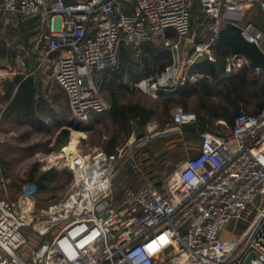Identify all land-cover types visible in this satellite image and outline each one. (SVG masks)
Segmentation results:
<instances>
[{
	"label": "built area",
	"instance_id": "1",
	"mask_svg": "<svg viewBox=\"0 0 264 264\" xmlns=\"http://www.w3.org/2000/svg\"><path fill=\"white\" fill-rule=\"evenodd\" d=\"M191 1L0 0V14L38 18L46 55L57 54L49 77L66 92L73 118L84 123L90 112L109 109L101 81L118 66L122 47L139 52L142 43L172 31L174 39L163 40L173 54L163 80L146 77L135 83L154 94L175 72L180 41L193 47L186 59L189 65L199 56L214 60L211 45L224 22L242 20L252 2L264 13V0H199L211 35L198 43L191 32ZM240 28L243 37L264 52V31L250 21ZM37 59L39 64L47 62L45 56ZM245 63L243 55H226L224 71L232 73ZM196 118L177 105L162 129L150 123L143 136L136 139L132 134L127 144L181 133L182 126ZM200 137L196 154L160 186H125L120 199L114 196L113 175L122 149L83 153L77 148L67 154L63 147L60 160L51 162L47 156L52 150L38 152L39 161L50 163L48 168H70L68 191L40 209L33 182L25 183L14 200L0 199V264H264V107L254 114L241 111L232 128L217 126ZM240 219L249 220L246 228L221 238L227 225ZM30 225L50 239L32 248L26 259L20 252L27 244L22 228Z\"/></svg>",
	"mask_w": 264,
	"mask_h": 264
},
{
	"label": "rangeland",
	"instance_id": "2",
	"mask_svg": "<svg viewBox=\"0 0 264 264\" xmlns=\"http://www.w3.org/2000/svg\"><path fill=\"white\" fill-rule=\"evenodd\" d=\"M65 1L73 2L75 0ZM197 15L196 11L193 14L191 13V31L197 23ZM29 17L32 16L10 13L0 15V44L10 47L7 60L0 59V78L6 76L7 72L4 70L11 71L9 67L16 71L24 69L25 73L31 70L39 71L40 76H37L39 78L35 80L38 95L42 96L49 106L51 105L50 109L53 113L51 114L52 117H44L49 124V132L38 131L28 124L18 123L10 118H2L1 111L4 108V103L0 101V199L14 200L23 185L32 182L27 180V177L33 165H36V174L55 169L58 176L57 180L49 183L46 191L36 193V207L40 209L61 199L66 194L72 176L69 180L67 179L68 173H71L68 166L60 169L54 166L48 168L50 163L39 161L36 154L50 150L60 153L61 148L70 146L74 133L81 134L77 144V148L81 152L90 153L95 148L104 149V143L112 130V124H98L91 130H82L78 126L68 125L61 121V116L62 120L68 119V114L64 99L58 98L55 100L58 89L49 77L54 68V61L39 64L33 58L32 61H28L29 63L26 66L22 65L24 58L26 60L31 59L27 58L28 55L25 56L24 53V57H22L19 52L21 48L18 47V44L22 42V35L15 30V25L17 23L22 24V19ZM253 18L260 19L259 13H255ZM237 23L243 26L246 21L242 19ZM32 37L35 41H39V39L44 41L42 29L37 28L36 35L34 34ZM41 78L45 82H41ZM74 120L75 124L82 125H87L89 122V118L84 123ZM145 132L146 128L140 136L136 135V139L143 136ZM199 143V134L185 132L183 129L178 134L155 135L149 140L140 141L137 145H129L126 139H120L117 148L113 151L115 153L122 149L114 167L113 187L115 198L120 199V194L125 186L137 188L147 183L160 186L185 159L196 154ZM131 159H133V162H131ZM132 163H135L136 167L133 168ZM248 222L249 220L243 219L231 221L226 230L223 231L221 238L235 236L246 228ZM22 233L27 239V244L20 252L26 259H28L32 248L34 249L40 243L50 239V234H38L33 225L24 226Z\"/></svg>",
	"mask_w": 264,
	"mask_h": 264
},
{
	"label": "crops",
	"instance_id": "3",
	"mask_svg": "<svg viewBox=\"0 0 264 264\" xmlns=\"http://www.w3.org/2000/svg\"><path fill=\"white\" fill-rule=\"evenodd\" d=\"M71 2V1H66ZM257 3V2H256ZM261 10V9H260ZM255 13H259V8L252 2L245 7V12L243 15V19L246 22L250 21L256 28L264 31V13L261 11L263 19H255L253 16ZM2 15V14H0ZM248 18H245V16ZM197 23L194 25L192 29V33L195 36V41L200 43L208 40L211 35V32L208 28L210 24V20L203 17L202 12L199 11L196 16ZM22 24L17 23L15 26V30L22 35V42L18 44V47L21 48L19 51L23 56L28 55L27 58L31 60H26L25 58L22 61V65L26 66L29 62L32 61L33 58L38 61L37 57L39 55L45 56L47 62L50 63L54 61L57 57L55 52H51L46 55L47 43L46 40L39 41L33 40L32 35H36L37 28H41L38 22V18L35 16L22 19ZM226 22H224L220 29L222 30ZM233 24V23H231ZM240 29L241 28L238 23L233 24ZM42 29V28H41ZM40 30V29H39ZM31 34V35H30ZM243 37V35L241 34ZM165 37H169L174 39V35L172 31L168 30L162 35H158L152 41H146L142 43L140 46V51L137 52L135 48L132 47H122L119 53V64L121 73L120 80L116 79L115 81L110 80V76L108 74L104 75L101 81V90L103 96L109 101L111 106V95L113 92L116 100V104H126V103H134L138 100L141 104H143L146 108L152 107L154 102L159 103L165 99H171L170 108H169V120L171 119V113L175 106L181 105L186 110L192 111L196 113V121L198 123H205L202 129L198 130L200 133L204 130H212L215 127H221L222 129L228 130L232 128L234 124V120L238 114L234 116L226 117L225 114L220 113V115H215L210 113L208 108L211 104L222 103L225 104L223 97L216 95L214 93H210L207 91V85L214 86L215 84L218 86L213 87V90L216 91L217 88L222 87L223 90H226L229 83V77L237 76L238 87L241 90V94L237 97L236 109L238 111H245L248 113H257L263 106L262 97H258L257 95L252 96L251 93H248L247 90H258L264 85V65L263 64H253V60L244 52H239L237 48H240V44L237 42L234 46L226 43L227 34L224 32L220 38L217 37L216 41L211 45V51L214 56V60H209L205 56H199L194 63L188 64L186 61L190 52H192L193 47L188 45L185 40L180 41L179 43V61L176 64L177 67L175 72H170V77L167 80V83L164 85H158L155 93H148L140 89L135 85L137 81L146 77H153L152 81H162L163 80V72L172 65L173 63V54L171 50L164 45L163 40ZM244 38V37H243ZM245 39V38H244ZM41 40V41H40ZM248 43L254 44L245 39ZM255 45V44H254ZM246 46V45H245ZM243 46V47H245ZM256 46V45H255ZM257 47V46H256ZM6 53L4 56H0V59L7 60L8 50L10 47L5 46ZM24 49V50H23ZM264 49V43H263ZM258 52L261 57L257 55L254 56L256 61L264 62V52L257 47ZM169 53V57L163 56L162 53ZM257 52V51H256ZM240 54L246 57L247 63H245L241 68L237 69L232 73H226L223 71L214 78L212 74L207 71V64L213 63L219 57H225L229 54ZM258 53V55H259ZM256 67H260V70L257 71ZM6 71V76L2 79L0 78V94H3V81L5 79H11L17 73H23L25 75H32L36 80L37 76H40L39 71L24 72L22 70H12ZM247 70V74L245 75L244 71ZM174 72V73H173ZM248 81L253 83H248ZM41 82H45L43 78H41ZM206 91H205V89ZM242 93H245L242 96ZM114 98V99H115ZM118 98V99H117ZM110 108V107H109ZM239 112V113H240ZM131 123H135V119L132 118L130 120ZM166 122V123H168ZM150 123H155L157 125L156 129H162L163 127L160 125L159 121L153 117L150 121L147 122L146 125ZM165 123V124H166ZM99 124V123H98ZM97 124V125H98ZM144 132V129H143ZM136 137V128L133 126V130L126 136L120 135L118 140L120 139H128L131 135ZM83 136V135H82ZM83 138V137H82ZM117 148V147H116ZM115 148V149H116ZM199 148V146H198ZM197 148V150H198ZM113 153V152H111Z\"/></svg>",
	"mask_w": 264,
	"mask_h": 264
},
{
	"label": "trees",
	"instance_id": "4",
	"mask_svg": "<svg viewBox=\"0 0 264 264\" xmlns=\"http://www.w3.org/2000/svg\"><path fill=\"white\" fill-rule=\"evenodd\" d=\"M255 4L259 8L260 19H263L259 4L256 2ZM194 11H196L197 13H199V11L201 12L199 0L191 1L190 12L193 14ZM245 18H248V16L246 15ZM224 32H226L227 34V44L232 45L234 46V48H236L235 45L238 42L240 44V48H237L239 52H244L249 57H251V59L253 60V64L260 63L264 65L263 61H256L254 59L255 55L260 58L263 57H261L260 53L257 50V47L254 44L245 41V39L241 36L240 29L238 27L226 22L223 29L219 30L218 37L220 38V36ZM5 53V45L0 44V56H4ZM162 55L166 57L170 56L167 52H163ZM206 66L207 71L215 78L223 71L224 58L219 57L215 62L208 63ZM120 73L121 69L120 65H118L113 71H109L107 74L110 76L111 81H115L116 79L120 80ZM244 73L246 75L248 73L247 70H245ZM228 79L229 83L227 84L228 87L226 90H223V88L220 87L215 91L213 90V87H217L218 84H215L214 86L207 85L208 92H212L223 97V100L225 101V104H211L208 110L212 114L220 115V113H222L225 114L226 117H230L234 116L235 114H239L240 112L236 109L235 103L237 97H239V95L241 94V90H239L238 87L239 83L237 81V76L229 77ZM248 83L253 82L248 81ZM54 84L58 89L57 94L55 95V100H57L58 98L64 99V104L66 106L68 114V119L65 118L62 120L61 116L62 122L68 125L78 126L79 128H82V130H91L98 123L103 125L112 124V130L104 143V150L107 153H111L115 150L119 142V136H127L133 130V126L136 128V131H138V133H136L137 136H140V134H142L143 132V129L146 127L147 122L153 119V117H155L159 121L162 127L169 120V108L171 99H165L159 103L154 102L152 104V107L149 108H146L138 100H136V102L134 103H123L121 105H118V103L116 104L115 102V95L112 94L113 92H111V106L108 110L104 112H90L89 122L87 123V125H82L79 123L75 124V120L71 115L66 92L60 87L58 83L54 82ZM247 92L251 93L252 96L257 95L260 98L262 97L261 101L264 106V85L257 91L247 90ZM244 94L245 93H242V96ZM0 101L4 103V108L1 111L2 118H10L18 123L28 124L38 131L49 132V124L45 121L44 117H52L51 114L53 113V111L50 109L51 105L49 106L45 99H43L42 96L38 95L37 84L32 75L17 73L11 79H5L3 81V94H0ZM132 118L135 119L134 124L130 122ZM204 125L205 123L193 122L183 125L182 129L185 132L197 133L200 135V132L198 130L202 129ZM36 171V165H33L31 170L29 171L27 180L32 181L36 184L37 192L46 191L48 189V184L56 181L58 178L55 169H49L39 174H36ZM71 176L72 173H68L67 179L69 180Z\"/></svg>",
	"mask_w": 264,
	"mask_h": 264
},
{
	"label": "bare ground",
	"instance_id": "5",
	"mask_svg": "<svg viewBox=\"0 0 264 264\" xmlns=\"http://www.w3.org/2000/svg\"><path fill=\"white\" fill-rule=\"evenodd\" d=\"M79 133H74L71 139V143L69 144L70 146H68L67 148L64 147V152L67 154L73 153L77 151V144L79 142V138H80ZM62 157V155L60 153H55L54 151L51 152L50 156H47V160L49 162L56 161V160H60V158Z\"/></svg>",
	"mask_w": 264,
	"mask_h": 264
},
{
	"label": "water",
	"instance_id": "6",
	"mask_svg": "<svg viewBox=\"0 0 264 264\" xmlns=\"http://www.w3.org/2000/svg\"><path fill=\"white\" fill-rule=\"evenodd\" d=\"M251 255H252V254H251ZM251 255L246 259V262H249V259H250Z\"/></svg>",
	"mask_w": 264,
	"mask_h": 264
}]
</instances>
